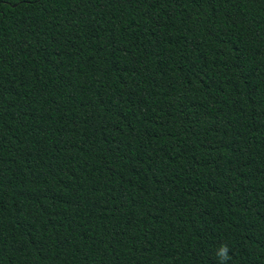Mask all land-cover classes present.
<instances>
[{"label": "trees", "instance_id": "obj_1", "mask_svg": "<svg viewBox=\"0 0 264 264\" xmlns=\"http://www.w3.org/2000/svg\"><path fill=\"white\" fill-rule=\"evenodd\" d=\"M264 264V0H0V264Z\"/></svg>", "mask_w": 264, "mask_h": 264}, {"label": "clouds", "instance_id": "obj_2", "mask_svg": "<svg viewBox=\"0 0 264 264\" xmlns=\"http://www.w3.org/2000/svg\"><path fill=\"white\" fill-rule=\"evenodd\" d=\"M229 253H230V248L227 244H222L219 247L216 253L219 260V264H228V261L231 259Z\"/></svg>", "mask_w": 264, "mask_h": 264}]
</instances>
